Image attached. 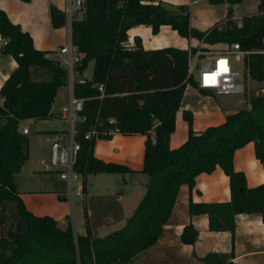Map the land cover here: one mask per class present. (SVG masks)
I'll list each match as a JSON object with an SVG mask.
<instances>
[{"label":"trees","instance_id":"trees-1","mask_svg":"<svg viewBox=\"0 0 264 264\" xmlns=\"http://www.w3.org/2000/svg\"><path fill=\"white\" fill-rule=\"evenodd\" d=\"M26 1V0H23ZM226 2L221 19L203 29L188 24L186 6L168 9L158 0H82L80 14L69 20V41L77 58V74L91 61L89 78L72 83L75 96L96 93L94 84L102 83L103 96L82 101L77 122L83 130L94 120L98 127L117 128L120 133H141L142 159L139 171L147 176L144 191L124 223L101 235L87 230L74 233L65 217L62 227L48 215H34L26 210L15 190L12 175L27 157V136L19 130V121L44 119L57 86L65 83V72L54 51L36 49L28 33L11 22L0 9V37L5 41L0 52L9 54L15 67L0 84V225L4 209L10 205L22 225V232L5 238L0 233V264H117L129 260L151 244L164 223L177 186L194 185V176L209 172L215 166L227 179L228 199L222 201H191L187 199L188 215L203 213L207 229L233 232L235 213H258L264 225V92L245 98V106L226 112L221 122L191 128V114L181 109L186 125L184 139L175 147L168 146L173 130V115L185 84L195 82L185 75L186 49L166 45L142 48L139 37L132 35L127 44L126 30L137 24L149 27L154 34L160 24H167L176 34L193 37L204 44L236 42L248 50L242 56L243 77L264 80V0H257L256 11L231 17V6L239 0H208ZM51 25L59 24L62 12L47 5ZM192 49L193 47L188 46ZM38 69L47 72L45 79H33ZM201 94L210 91L197 88ZM108 118L110 120L108 121ZM100 133L98 137L106 138ZM79 148L74 169L83 178L87 173L130 171L125 165L103 161L91 154L94 139L76 137ZM251 141L253 157L261 164L262 181L246 186L243 173L232 167V151ZM196 231L190 222L178 233L182 243H191ZM231 252L208 251L200 257L204 264H236Z\"/></svg>","mask_w":264,"mask_h":264},{"label":"crops","instance_id":"crops-1","mask_svg":"<svg viewBox=\"0 0 264 264\" xmlns=\"http://www.w3.org/2000/svg\"><path fill=\"white\" fill-rule=\"evenodd\" d=\"M161 1L170 3L173 9L178 4L185 5L188 24L197 29H203L211 22L221 19L227 7L226 2L208 1L209 7L201 12V16L206 18H200L198 23H192L188 6L196 3L197 0L193 3H187L186 0ZM256 3L257 0H239L231 6V17L239 23L238 19L241 15L256 11ZM48 4L62 12L64 0H0V9L11 22L17 23L21 30L28 33L34 48L54 51L57 46L69 40V23L62 17L59 24L51 25L47 14ZM214 6L222 9V16L215 14ZM126 34L127 44L131 43L132 35H137L142 48L166 45L185 48L199 43L193 37H181L180 41L177 39L180 36L167 24H160L154 34L150 33L148 26L137 24L129 27ZM74 52L76 53L73 47ZM49 56L54 57V52ZM14 67L13 58L9 54L0 52V84ZM185 87L198 94V98L194 100L195 103L201 104L202 98L209 96L197 92V87L188 84H185ZM56 89L49 106L51 113H53L51 105L56 98ZM202 104L206 107L205 110L190 106L187 102L181 103L179 100L173 115V130L168 135L169 147H175L185 137L186 125L180 116L181 109L190 111L191 128L200 130L206 125L221 122L224 113L238 108L236 106L232 109H224L218 101L212 105L208 101ZM27 120L31 118L22 121ZM24 124L27 128L25 134L28 154L19 169L12 175L15 190L24 208L34 215L50 216L60 227L63 226L65 217H67L72 231L78 234L87 230L91 235L101 236L120 227L141 197L147 181V176L139 171L144 135L115 132L106 138H95L91 145V154L94 157L103 161L121 163L131 170L122 173H87L83 178V190L74 191L66 197L64 182L49 172L54 171L47 163L49 141L55 133L63 131V124L61 127H53L52 134L44 138L47 141L43 145L46 157L38 160H28L31 139L27 135L29 131L27 123L24 122ZM231 163L233 169L243 173L246 186H253L262 181L261 164L253 157L251 141L245 142L232 151ZM188 198L195 202L227 200L226 176L219 167L215 166L209 172L197 173L194 176V185L189 191L185 184L180 183L175 191L168 215L155 240L129 260L117 264H204L200 257L208 251L220 253L230 251L229 259L236 264H264V225L258 213H235L233 232L230 237L226 230L207 229L205 214L188 215L186 209ZM5 209L0 233L9 239L22 229V225L10 205H7ZM186 222H190L196 231L191 243H182L178 239L180 228Z\"/></svg>","mask_w":264,"mask_h":264},{"label":"built area","instance_id":"built-area-1","mask_svg":"<svg viewBox=\"0 0 264 264\" xmlns=\"http://www.w3.org/2000/svg\"><path fill=\"white\" fill-rule=\"evenodd\" d=\"M193 3L195 0H186ZM82 0H64L62 7V17L69 23L71 16L79 11ZM238 25V23H236ZM5 39L0 37V45ZM214 44H204L201 41L192 45V49H186V71L185 75L195 82V87L210 91V94H241L243 91V65L242 56L248 50L240 49L236 42L224 43L223 46L216 47ZM54 57L65 72V83L67 96L64 104L60 105L54 116L63 122V131L55 133L48 144L47 163L55 172L57 178L65 184L64 195L69 197L72 192L81 190V174L74 169L79 141L78 135L83 139H95L100 133L111 135L118 132L113 127H98L94 120L86 128H77V122L84 119L80 114L82 101L94 98L100 100L103 96L102 83L94 84L96 93L88 96H75L71 92L72 83L83 81L84 78L75 79L77 74V53H73V46L70 41L57 46L54 50ZM224 63H221V62ZM226 69V71H225ZM215 74L214 82L211 78ZM264 92V91H263ZM110 118H108V121ZM21 133H25L26 125L19 128Z\"/></svg>","mask_w":264,"mask_h":264},{"label":"rangeland","instance_id":"rangeland-1","mask_svg":"<svg viewBox=\"0 0 264 264\" xmlns=\"http://www.w3.org/2000/svg\"><path fill=\"white\" fill-rule=\"evenodd\" d=\"M159 3L168 9H173L172 5L168 2H163L160 0ZM208 7H209L208 0H197L196 3L188 6V12L190 14L191 22L192 23H195V22L198 23L200 18L205 17V16H201V12L206 10ZM216 7H218V6L213 7L215 14L222 16V14H223L221 11L222 9H219ZM174 8H175V6H174ZM79 14H80V11H77L76 15L79 16ZM177 39H179L180 41L182 40L181 36L177 37ZM195 44H197V43H195ZM223 45H224V43H217V44H214L213 46L220 47ZM89 74H90V61H87L84 68L81 70V72L79 74H76L75 79L89 78ZM30 76L33 79H45L47 77V72H45L42 69H38V72L36 74L31 73ZM262 88H264V80L260 81V82H255L246 76L243 79V91L241 94H212V95L206 94L209 96L202 98L201 104H198V103H195V101H194L196 98H198V94L194 93L192 89L185 87L183 89L180 101H181V103L187 102L188 104H190V106L198 107V108H201L203 110L206 109V107L203 106V104H202L203 102L208 101L210 103V105H212V103L218 101L219 103H221V106H223L224 109H232L236 106L237 107L245 106L246 104L244 101H245L246 96L253 94V93L263 92L264 89H262ZM66 94H67L66 85L65 86H64V84L59 85V87H57V89H56V98H54V102L51 105L53 113H51L47 118L31 119L29 121L28 120L27 121H19V123H18L19 126L23 125L24 122H26L27 126H28V130H29L27 135L29 136L31 141H30V146H29L30 149H29L28 160H30V159L31 160L32 159L38 160L39 158L46 157L45 149H44L43 145L46 144L47 141L44 140V138L49 136L50 133L52 134L51 131H52L53 127H61L62 126L63 122L54 116V112L56 111L58 106L64 104L65 98L67 96ZM209 108H210V106H209ZM24 125H26V124H24ZM63 127H64V124H63ZM27 154H28V149H27ZM49 172L54 174L55 177H57L54 172H52V171H49ZM5 210L6 209H4V213H5Z\"/></svg>","mask_w":264,"mask_h":264},{"label":"snow or ice","instance_id":"snow-or-ice-1","mask_svg":"<svg viewBox=\"0 0 264 264\" xmlns=\"http://www.w3.org/2000/svg\"><path fill=\"white\" fill-rule=\"evenodd\" d=\"M221 63H224V62L222 61ZM225 71H226V69H225ZM214 78H215V74H213V76H212L211 78H209V77H205L206 80H208V79H212L213 82H214Z\"/></svg>","mask_w":264,"mask_h":264},{"label":"water","instance_id":"water-1","mask_svg":"<svg viewBox=\"0 0 264 264\" xmlns=\"http://www.w3.org/2000/svg\"><path fill=\"white\" fill-rule=\"evenodd\" d=\"M21 232H22V229L19 230L18 232H16L15 235H18V234L21 233Z\"/></svg>","mask_w":264,"mask_h":264}]
</instances>
